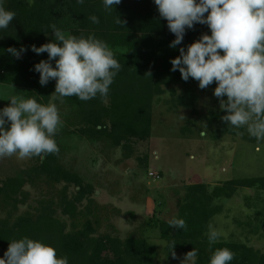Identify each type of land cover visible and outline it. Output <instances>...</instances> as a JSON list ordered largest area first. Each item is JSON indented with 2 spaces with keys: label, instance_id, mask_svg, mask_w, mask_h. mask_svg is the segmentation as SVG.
Returning <instances> with one entry per match:
<instances>
[{
  "label": "trees",
  "instance_id": "16d2710c",
  "mask_svg": "<svg viewBox=\"0 0 264 264\" xmlns=\"http://www.w3.org/2000/svg\"><path fill=\"white\" fill-rule=\"evenodd\" d=\"M4 6L16 16L7 29L0 30V83L24 86L28 96L41 103L62 101L68 110L62 127L55 134L58 153L42 158L36 156V161L27 168L0 177V257L10 240L28 236L54 245L58 255L68 257L69 264H156V246L146 236L122 238L109 233L96 234V220L89 217L94 184L60 161L63 149L60 139L63 134H76L91 142L121 147L125 157H131L132 142L151 136L154 101L168 86L172 88V97L167 101L172 107L195 109L198 96L187 87L195 79L183 80L179 70H171L170 60L179 55L181 46L186 48L202 33L210 34V29L206 24L196 23L186 30L181 45L172 48L170 42L175 36L169 31L166 19L159 16L154 0H121L111 12L104 9L102 0H84L82 4L77 0H35L31 6L26 0H5ZM91 15H96L99 23H93L89 19ZM118 16L124 23H115ZM52 24L72 35L94 33L114 49L122 67L107 95L98 94L88 101L76 96L54 99L55 79L41 86L34 65L47 59L48 54H36L31 45L39 47L47 43V35L53 34L49 27ZM10 46L18 50L23 46L26 51L17 58L6 51ZM175 85H186V89L177 92ZM210 85L214 89L216 82ZM224 113L226 110H210V127L206 134L219 140L225 134L237 135L239 131L244 140L258 143L245 128L227 125L221 119ZM189 130L183 127V131ZM43 177L52 183H64L58 199H41L35 212L17 214L19 206L29 197L26 185ZM71 185L75 186L72 194L69 193ZM242 187L264 190V176L234 178L212 187L204 182L188 184L176 216L186 221V229L169 226L165 219L159 221L166 250L187 253L195 247L198 250L196 264H208L216 248L228 247L235 253L230 264H264V252L253 245L220 237L210 246L207 239L209 221L221 210L215 200L231 197ZM85 199L88 204L83 210L80 205ZM58 210L70 218L69 228L68 223L57 216ZM2 211H5L4 216Z\"/></svg>",
  "mask_w": 264,
  "mask_h": 264
},
{
  "label": "clouds",
  "instance_id": "9594fccd",
  "mask_svg": "<svg viewBox=\"0 0 264 264\" xmlns=\"http://www.w3.org/2000/svg\"><path fill=\"white\" fill-rule=\"evenodd\" d=\"M26 2L31 6L35 0ZM120 2L102 0L108 12ZM154 3L175 36L170 42L172 48L181 45L186 30L194 24H206L210 29V34L202 33L186 48H179V55L170 60L171 70H179L185 81L190 77L197 80L201 89L215 81L213 95L219 99L220 108L226 110L221 119L232 128H245L258 142L264 141V0H154ZM4 5L5 0H0V30L7 29L16 16ZM89 19L99 23L96 15ZM122 22L119 16L115 18L116 24ZM49 27L54 40L39 47L31 45L36 54H48L47 59L34 65L41 86L55 79L54 99L76 96L88 101L98 94L107 95L122 67L114 49L94 33L77 36L66 34L55 24ZM6 51L19 58L26 49L10 46ZM6 99L10 103L0 108V158L13 154L19 158H42L58 153L55 134L63 120L57 104L52 100L46 104L38 102L24 92L9 94ZM240 134L238 131L237 135ZM168 224L183 230L187 227L186 221L178 217L169 219ZM206 235L211 246L218 242L222 232L209 223ZM197 252L195 247L188 251L182 264H196ZM234 257L235 253L228 247H218L208 264H230ZM0 264L69 262L67 256L57 254L54 245L22 236L10 240Z\"/></svg>",
  "mask_w": 264,
  "mask_h": 264
},
{
  "label": "rangeland",
  "instance_id": "374dc122",
  "mask_svg": "<svg viewBox=\"0 0 264 264\" xmlns=\"http://www.w3.org/2000/svg\"><path fill=\"white\" fill-rule=\"evenodd\" d=\"M52 40L54 34L47 35V42ZM187 87L198 96L195 109L172 107L167 101L172 97V88L168 86L154 101L151 136L132 142L131 157L126 158L121 147L91 142L76 134H63L60 139L63 145L60 161L94 184L89 217L96 220V234L146 236L156 246V264H182L184 260L186 252L177 250L173 254L166 250L159 221L177 216L188 184L204 182L212 187L234 178L264 176V141L250 142L231 134L212 139L206 134L210 110H221L214 89L211 85L199 88L197 80ZM173 88L182 92L186 85ZM15 92L28 96L24 86L0 83L3 97L0 105L7 106L10 100L6 97ZM53 103L63 120L68 107L62 101ZM185 126L190 130L183 131ZM36 159V156L19 158L17 154L0 158V177L27 168ZM151 170L159 172L160 177L151 176ZM63 184L52 183L45 177L27 184L29 197L16 213L35 212L41 199H58ZM74 191L75 186L71 185L69 193ZM215 203L221 210L209 223L222 232L221 238L243 241L264 252V190L242 187L231 197L216 199ZM86 204L87 199L80 207L85 210ZM57 216L70 227L69 217L60 210Z\"/></svg>",
  "mask_w": 264,
  "mask_h": 264
},
{
  "label": "built area",
  "instance_id": "2783aa9c",
  "mask_svg": "<svg viewBox=\"0 0 264 264\" xmlns=\"http://www.w3.org/2000/svg\"><path fill=\"white\" fill-rule=\"evenodd\" d=\"M149 174H150L151 176H154L155 178L160 177V175H159L158 173H156V172H154V171H152V170L149 172Z\"/></svg>",
  "mask_w": 264,
  "mask_h": 264
}]
</instances>
